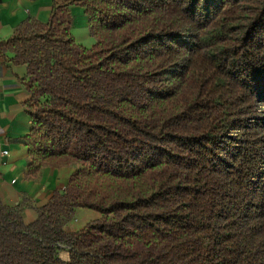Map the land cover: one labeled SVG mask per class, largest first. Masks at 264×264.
<instances>
[{
	"label": "trees",
	"instance_id": "obj_1",
	"mask_svg": "<svg viewBox=\"0 0 264 264\" xmlns=\"http://www.w3.org/2000/svg\"><path fill=\"white\" fill-rule=\"evenodd\" d=\"M0 58L25 66L26 177L75 168L33 222L0 198V264H264V0H53Z\"/></svg>",
	"mask_w": 264,
	"mask_h": 264
},
{
	"label": "crops",
	"instance_id": "obj_2",
	"mask_svg": "<svg viewBox=\"0 0 264 264\" xmlns=\"http://www.w3.org/2000/svg\"><path fill=\"white\" fill-rule=\"evenodd\" d=\"M52 2L53 0H1L0 41L6 40L28 16L46 22ZM72 14L73 28L88 27L82 9L72 8ZM24 76L25 66H14L0 58V198L11 204H24L26 207L23 217L27 222H33L37 218L36 209L44 206L55 190L64 189L75 168L43 167L35 177H26L25 168L29 157L23 138L30 132L31 121L24 109V102L28 97L21 84ZM95 215L92 211L81 209L76 214L80 222L83 216L90 220L97 219L98 216ZM87 220L82 221L79 229Z\"/></svg>",
	"mask_w": 264,
	"mask_h": 264
},
{
	"label": "rangeland",
	"instance_id": "obj_3",
	"mask_svg": "<svg viewBox=\"0 0 264 264\" xmlns=\"http://www.w3.org/2000/svg\"><path fill=\"white\" fill-rule=\"evenodd\" d=\"M71 33H72L75 41L78 44L82 45L83 47L89 48V47H91L95 43V39L91 36L88 27H74V28L72 27ZM81 210H83V209H81ZM76 214H77V212H76ZM76 214L68 222V225H67V230L68 231L78 230L81 227V225H82L81 224L82 221H85V220H87V218H89V217L86 218L85 216H83L82 217V220L80 222L79 219H78V217L76 216ZM94 214H96L95 216H98V218L100 217V215L98 213L94 212ZM89 220H90V218H89ZM90 221H92V220H90ZM90 221H88V222H90ZM61 256L67 257L65 254H62Z\"/></svg>",
	"mask_w": 264,
	"mask_h": 264
}]
</instances>
